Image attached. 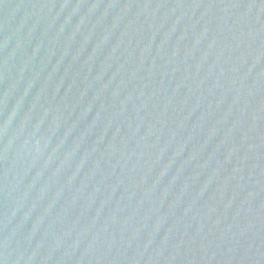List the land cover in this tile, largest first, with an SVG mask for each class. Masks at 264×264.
I'll list each match as a JSON object with an SVG mask.
<instances>
[{
  "label": "water",
  "instance_id": "water-1",
  "mask_svg": "<svg viewBox=\"0 0 264 264\" xmlns=\"http://www.w3.org/2000/svg\"><path fill=\"white\" fill-rule=\"evenodd\" d=\"M0 264H264V0H0Z\"/></svg>",
  "mask_w": 264,
  "mask_h": 264
}]
</instances>
